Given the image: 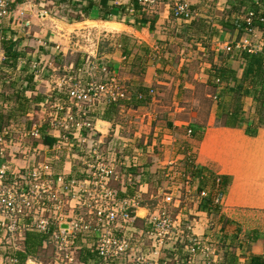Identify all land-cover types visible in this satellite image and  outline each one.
Here are the masks:
<instances>
[{
	"label": "rangeland",
	"instance_id": "374dc122",
	"mask_svg": "<svg viewBox=\"0 0 264 264\" xmlns=\"http://www.w3.org/2000/svg\"><path fill=\"white\" fill-rule=\"evenodd\" d=\"M217 2L220 6L216 5ZM118 3H120L119 5L128 6L126 0L111 2V5L117 6ZM191 3H193V1L189 0L190 5ZM47 6L48 8L52 9L53 12H55V15L58 14L61 16L67 10V7H64V4L60 7L55 5L54 3L48 4ZM193 6L197 7L196 10L198 11V15L207 20V24L211 23L214 27H216L219 21L224 20V17L229 14V10L231 9L229 8L226 0H221L220 2L218 0H199V2L196 1V4ZM81 7L82 6H80V8ZM121 11L123 12V10ZM161 11L162 10H160L159 7L152 10V12L155 13H161ZM127 12L131 13V9H129V11ZM67 13L72 17L82 16L80 12L69 11ZM82 17H84V15ZM121 17L122 20L128 23V25H133V20L129 19L127 15H121ZM117 18L119 19V16ZM56 20L43 21L38 19H31L29 20L31 24L28 29L32 35L27 33L23 36L25 39H28L27 47L25 48V50L27 51L33 52L34 48L36 46H39V40L42 41V43L45 42V44L47 45L46 57H43L44 55L42 54L43 56H41V59L44 58V62L48 65L43 70V72L42 69L45 67V63L41 65V67H43L40 68L38 76L43 75L42 77L44 80L48 79L50 81L54 80L57 77H63L65 74H72V77L74 76V78L79 79L83 82L89 80V78L94 79L96 82H102L105 78L102 74L98 72L96 73V70L93 71L95 74L93 73L92 76H87L90 71L86 66L88 65V63H90L89 61H94L97 64L99 63L105 66V64H107V61H109L110 59L108 56L112 57V61H114V59L116 61L118 60V58L120 59V56H115V53H119L120 51V49L117 47V35L111 32L101 33V31H98L97 29L92 27V25H76V21L66 22L65 20L62 21L59 18L58 21ZM16 23L21 24L22 21ZM204 24L208 26L206 23ZM67 25L71 26L68 27ZM156 26L159 27V29H156V31L154 32V34L157 36L156 41H159L162 46L161 44H158L157 46L154 41H151V37L148 39V37L142 35V31L146 30H143L141 27L135 25L133 26V30L140 33L139 38L128 37V40L125 42L127 48L134 51L135 49H138L137 51H140V54H143V51L141 49L147 47L146 45H144L145 41L143 39L147 41L149 40V44L153 45V47L150 49L152 50V52L150 51V54L148 56L149 62L146 61L143 63V69L140 71V73L133 74L130 71L129 65L131 64V62H135L133 57L135 53L134 51H131L133 52L132 55L122 60L123 67H121L117 72H114V76L118 81L122 82V85L125 88L126 95L129 97L128 100L131 96H134V93L142 92L140 88L138 89L137 85L133 84L141 82L147 77V75L148 77L151 76L155 79L159 78L157 80L162 83L161 85H156V83L155 85L153 84L148 89L147 93H143L144 96L142 99L147 97L149 91H152L150 98L146 101H143V103L141 105H138V107L133 108L129 105H124L125 107L120 108L122 112L120 111L119 115L117 114L116 122L124 124L123 128L120 130V132L115 134L113 130L109 135L105 134V136L100 139L101 143L99 151L100 154H102L103 158L106 160H112V158L118 159L121 155H128L131 158L136 157L138 159L139 156H135L132 153L131 149L128 148V152L130 153L124 152V150H127L125 145L132 146V148L145 147L144 142L146 139L150 141L149 137L151 135L149 134H152L150 132H153V128L164 127V125L167 123L171 124L174 122V124H184L182 125L183 127H181L183 129L181 130V132L189 136L188 139L193 141V146H196V143L199 142L201 136H198L197 139L193 137L191 138L192 135H189L187 132L188 129L192 130L191 126L205 128L207 125H222V119L217 117L216 113L218 103L222 101L223 98L219 96L223 87V83H219V85H217L218 87H215L214 82H219V80L217 77H211V74H214V72H216L213 69V65L219 67L223 65L224 62L226 67L237 73L238 76L240 75L241 61L235 58L236 52L231 51L227 53V51L223 50L222 47L227 44L231 45L232 41L239 42L240 38L243 39L245 37L244 32L238 33L234 29L223 30L220 28L218 32H213V34L211 35L201 33L198 35H194L193 29H189L188 26L184 25L182 21L178 22L170 17L168 20H163L161 18V20L156 22ZM93 30L97 31L95 32ZM21 32L22 34L25 33L24 31ZM33 34L37 35L36 38L33 36ZM260 35L261 33L256 31L255 37L248 36L247 41H252L253 43L256 42L258 44L261 41ZM56 45L59 46V50L54 49ZM51 48H53L54 50ZM160 48H162L163 50H160ZM79 62L81 63V65L83 64L81 73H69V67L71 65H76ZM52 67L55 68L54 71L50 69ZM47 70L49 71L48 73L46 72ZM145 71L147 72V75ZM155 73H157V75H154ZM11 78L14 79V75ZM43 86L44 83H41V86L38 90H44L45 92L46 88ZM48 89L51 90V87L48 86ZM46 93L50 94V91H46ZM226 97L228 96L226 95ZM32 107L33 109H35L34 106ZM250 109L252 110L253 108L247 106V113L250 112ZM35 110L37 114H35L33 118L34 122H38L43 118V116H48V114L50 113V108L48 107L42 109L41 112H39V109ZM146 114H149L150 117H148L149 115ZM154 115H156V118H154ZM29 120V118L23 117L16 121V124L20 125V128L13 129V145L10 144L9 148L5 149V155L7 158L6 160L10 162L8 166H13V169H16L17 172H24L27 166H31V164H34L33 161H37L39 158L42 159V164H46L53 176L54 170L52 171V169H54V165L52 164L57 165V160L58 158H60L61 161L67 160L68 163H70V169H72V171L74 172L76 170V167L78 168V166L80 165V163L79 165H76L74 161V159L77 160L76 158L79 157L75 152L79 150V148H71V146L70 148L63 147V149L57 150V152L54 151L55 153L53 151H50L49 154H46V157L44 155V151H38L37 154L32 153V151L29 152L26 149H21L22 143L25 145H31L33 142H35V139L33 140V138L23 139L22 137L24 132L21 130L22 128H24V126H26V123L30 122ZM9 128L11 129V126ZM109 130H111V127L109 128ZM136 133L140 134V137L134 136ZM14 136L15 138H17V142L16 140H14ZM118 137L121 138L119 141L117 140ZM133 137H135L134 141H132ZM1 138L2 140H5V138ZM115 142H122V144L120 146H118L117 144V146L114 147L113 144H116ZM51 152H53L54 154ZM172 153H174V151ZM162 154H164V158L168 156V152H163L160 147L157 148L155 146L152 152L150 151L145 153V159L143 157L141 158H143L144 162L147 161L150 165H152L151 161L154 160L152 157L158 160L163 157H161ZM184 154L187 153L184 152ZM51 156L52 158H50ZM186 156L189 155H185V159ZM115 165L118 166L119 164L116 163ZM178 167L181 170H179ZM120 168L121 167L117 168L118 172L116 169V175L118 177L117 180H113V182L111 183L114 191H116L117 187L121 188L122 192L131 190L135 192V194H137L134 196L138 197L139 199L143 198V200L144 198L149 199L151 196H156V192L158 191L155 184L156 182H148V187H145L142 190L141 188H139V181L141 180L140 175L137 174L138 178L137 175H135V178L132 175H125L128 173H124V171ZM123 168L125 169L127 167ZM185 168L186 167H184L183 163H179L177 167L176 165L171 166L169 164H160L159 167L154 169L155 172H153V174L157 177L161 176L160 180L162 179V181H160L161 187L159 189H162L163 193L172 194L176 198V204L177 202L178 204H180H177V207L172 206V204H165V210L168 211L171 216L178 217L181 221L185 218V220L188 221L187 226L190 227L191 223H189V220H191L193 217H191V215H188V212L186 211V213L181 208L183 207L184 209L189 210V208H192V206L195 204L194 202L196 200H193L192 203L190 202L189 196L192 189L193 179L187 175V172L184 171L186 170ZM77 177L78 178H75L76 181H82L80 178V173L77 174ZM63 178L66 182L70 180V177L66 179L64 175ZM9 182L10 181L7 180V182L5 183L9 184ZM158 202L159 205H164L162 200H159ZM158 202L156 201L155 203L157 204ZM75 209L78 213V216L76 215V218L81 215L85 220V211L80 212L78 208L68 207L65 213L66 217L63 219V222L69 223L72 220L68 218L67 215L70 214V210ZM258 222V225L249 223H235L238 229L234 224L232 226L234 229H229L228 231H232L233 233L236 232L238 233V235H236L235 237L232 235L233 233L227 231V234L229 235L228 240L231 242L232 246L241 244L247 247V243L250 242L251 245L249 248H251V246H254L255 244H259L258 246L264 248V219H259ZM52 225L54 228L56 227V231L57 222H53ZM209 229L205 231H212V227H210ZM187 230L188 232H192V228ZM211 233L212 235H216L218 239L216 237L213 238L211 235L209 236V243L206 242L204 244L201 241V247L203 246L210 250L211 256L209 260L217 257L220 258L218 260H221L220 264H223V255L227 254L228 249H226L225 247H221L219 243L220 241L218 242L219 238L222 236L219 232V226L215 228V232ZM146 237L148 238V236ZM215 238L216 240L213 241ZM78 240H85V238L79 236ZM50 243L51 241H49V245L45 248L44 251L39 252V256L36 261L40 260L41 264H55L54 261H56L57 264H75V256L78 252H80L76 243L72 249V261L61 259L59 256H57L53 244ZM8 245H10L11 247V244ZM146 245H148V249L151 248L150 243L147 244L146 242ZM1 246L2 245H0V249H4L5 246ZM185 246L187 245H182V247H179L178 245L177 247L183 249ZM237 248L238 247L235 248V251L238 250ZM239 249V252L241 254L238 255L237 262L235 264H247L248 257L250 255L247 253L245 248L242 249L241 247H239ZM4 250L6 251L7 249ZM232 251L234 250L232 249ZM197 253L198 257L203 258V256L199 254V252ZM127 255L128 257L130 256L129 258H131L132 260L136 255H143L150 259V257H148V255L146 254L135 252V249L129 251ZM124 256H121V258L123 259ZM198 257H196L193 262L203 264L204 259H199ZM55 258L56 260H54ZM117 259H119V257ZM128 262L129 261H126V264ZM226 262L227 263L225 264H231V262L228 260ZM1 264H11V261L9 259L4 260L1 262Z\"/></svg>",
	"mask_w": 264,
	"mask_h": 264
},
{
	"label": "built area",
	"instance_id": "2783aa9c",
	"mask_svg": "<svg viewBox=\"0 0 264 264\" xmlns=\"http://www.w3.org/2000/svg\"><path fill=\"white\" fill-rule=\"evenodd\" d=\"M126 1L128 3L130 0ZM136 1L138 5L150 9L163 5L168 9L171 18L178 22H190L199 17L198 11L192 8L189 0ZM54 2L55 0H0V57L2 60L4 59L2 52L5 42L11 39L16 40L18 35L24 36L27 33L32 35L28 29L31 24L29 20L55 21L57 19L58 21L59 18L67 22L66 16L55 15V12L48 8L47 5ZM80 2V0H72V3L79 4ZM254 3L261 7L260 0H254ZM131 12H133L132 9ZM252 20L253 13H249L245 19V37L234 44L224 45L222 49L227 53L243 51L251 54L264 49L262 40L258 44L247 41L248 36L255 37L256 31L252 27ZM21 21V24L16 23ZM260 21L264 22L263 19ZM21 31L25 33L22 34ZM33 36L36 38L35 34ZM39 46L47 47L45 42L42 43L40 40ZM54 49L59 50V46L56 45ZM19 63L21 66L27 65L34 75L38 76L39 62L30 60L26 63L20 59ZM86 67L90 71L87 76H92L93 71L96 70L105 77V80L96 82L89 78L83 82L72 77V74H65L53 80L52 88H55L57 93L64 94L66 102L55 100L51 103L48 97L40 104L41 109L50 108L47 117L48 131L55 134L52 150L57 152L63 147L70 148V146L79 148L75 151L79 156L76 158L78 165L80 163L78 172L84 175V178L82 181L72 178L67 182L63 175L53 178L46 164L41 162L29 170H24L25 172L11 169L8 166L10 162L6 160L5 149L9 148L10 144L13 145V131L10 128L0 130V233L7 241L9 240L11 246L15 245L17 238L29 232L47 235L57 256L69 261L73 259L72 249L79 236L86 239L90 233H95L94 251L102 261H109L118 257L120 259L121 256L131 251L129 240L125 237L117 238L115 231L125 230L128 227L141 199L134 196L118 198L115 194L111 186L113 180L118 178L115 166L112 161L104 159L100 154L101 141L98 136L100 132L96 126L97 118H92V116L97 111H102L106 104L128 100L129 97L122 83L104 65L88 63ZM69 68V73L73 74L82 71L78 69L74 73L73 66ZM151 94L152 91H149L147 96ZM142 98L143 94H138V99ZM190 133L188 131V134ZM40 136V131L36 126L22 135L23 139H39ZM7 180L10 181L9 184L5 183ZM205 197H207V192L202 191L199 198ZM223 197L222 194H215L213 204L221 207ZM175 199L172 194L163 193L161 200L164 204L173 205L176 203ZM69 200L75 201L74 208H78L80 212L85 211V220L80 215L78 218H71L69 223L63 222L69 207ZM55 221L57 222L56 231V227L52 229ZM181 222L178 217L171 216L162 207L151 217L149 237L154 242V253L157 256L166 246L167 241L172 239L176 241L182 235ZM64 224L65 227H63ZM187 229L191 227L187 226ZM176 234L178 236L174 237ZM186 240L189 244L185 246L186 254L192 261L199 252L203 256V264L221 263V260H218L220 258L217 257L209 260L210 250L201 247V240L191 231L186 236ZM131 261L130 264H159L158 260L149 259L143 255H136Z\"/></svg>",
	"mask_w": 264,
	"mask_h": 264
},
{
	"label": "crops",
	"instance_id": "0c3cea01",
	"mask_svg": "<svg viewBox=\"0 0 264 264\" xmlns=\"http://www.w3.org/2000/svg\"><path fill=\"white\" fill-rule=\"evenodd\" d=\"M192 1L194 3V4L191 3L192 8L197 9V7L193 5L196 4V1L199 2V0H192ZM218 1L220 2V0ZM119 4L120 3H118V5ZM216 5H218V2L216 3ZM109 6H111V2L109 3ZM158 7L162 11L161 13L154 12L157 15L156 22L161 20V18L163 20H168L169 17L171 18L170 13L165 6L161 5ZM99 9L100 8H95L91 10L87 18L80 16L82 17L81 21L76 22V25H81V26L92 25V27H94L98 31H101V33L103 32L115 33L117 35L118 42L121 41L122 38L124 39V36H127L129 38L131 37L139 38L140 33L133 30L134 25H128V23L122 20V17H119L118 19L117 16L116 17H110V15L108 16V13L106 12L101 13ZM199 17L201 18V16ZM67 26L69 27L71 25H67ZM142 29L146 30V31H142V35L148 37V39L151 37V41H154V43L157 44L158 46L159 41H156L157 36L154 34V32L150 31L148 27L146 28L142 27ZM156 29H159V27L156 26ZM97 30H93V31L96 32ZM27 40L28 39L24 38L23 42L20 45L21 48L24 47L22 49L23 52L21 54L22 58L20 59H23V61L26 63L29 62L30 60H38V62L40 61L39 66L40 68H42L43 66L41 67V65L45 63L44 62L45 60L44 58L41 59V56L44 55L43 57H46L47 54L46 48L36 46L33 52L27 51L25 50V48L27 47V42H28ZM143 40L145 41L144 45H146L147 48L151 49L153 47V45L149 44L148 42L149 40L148 41L145 39ZM234 42L237 41H232V43ZM150 51L152 52V50ZM115 56L117 57L120 56L121 58L120 59L118 58L117 61L115 59L114 61H112V57L108 56L110 59L109 61H107L111 69L110 72L113 74L114 72H117L121 67H123L122 60L124 59V57L121 55V51H119V53H115ZM3 57H4V53H3ZM1 60L2 59L0 57V66L2 62ZM44 65L45 67L42 69V72L48 64L45 63ZM24 67L25 69L27 68L26 66H21V64L19 63L17 66V70L22 69ZM50 69L54 71L55 68L52 67ZM46 72L48 73L49 71L47 70ZM14 75L16 76L17 73ZM154 75H157V73H155ZM42 76H35L32 83L33 89L26 90L24 93L25 98L29 100L30 103V106L27 112L25 113L24 117L29 118L32 121L30 120V122L26 123V126H24V128H22L21 130L24 133L25 132L28 133L33 129L34 126H36L40 131L41 136L39 139H35V142H33L31 145H25L22 143L21 149H26L29 152L32 151V153H37V154L38 151H44V155L46 157V154H49L50 151L54 152V150H52L53 149L52 145L54 146L55 143V134H53L50 131L47 132V136H49L48 139L49 141L51 140L52 142L51 145H47L42 139L43 137H42L41 127L46 117L48 116L45 115L38 122H34L33 118L35 114H37V112L35 109H33L32 102H30L31 100H33V97L36 94H40L43 100L51 95L49 93H46V91L47 92L50 91V93L52 92L53 80L50 81L48 79L44 80ZM18 79L20 78L17 77L15 79V82H19ZM157 79L151 76L148 77L147 75V77L143 79L141 82L133 84V85H137L138 89L140 88L143 90V91L141 90L142 92L134 93L133 97L138 99V94L140 93L143 94L145 92L147 93L148 89L153 84L155 85V83L156 85H161L162 82L158 81ZM41 83H44L43 87L46 88L45 92L44 90L43 91L38 90L41 86ZM48 86L51 87V90L48 89ZM131 98L132 96L130 97V99ZM2 103L0 102V107ZM251 103L252 101L250 98L245 99L244 111L246 112L248 111L247 106L251 107ZM40 104L41 103H39V106ZM3 105L5 106L7 104L4 103ZM38 109L39 112H41L42 109L40 107H38ZM102 111H97V114H100ZM120 111L122 112V110H119L118 115ZM148 117H150V115ZM154 118H156V115H154ZM96 121H97L96 122L97 129L100 132V134H98L100 139L103 138L105 134L109 135L110 132L113 130H114V134L120 132V130L124 126V124H120L119 122L110 123L98 118ZM182 125L184 124H174L173 122L171 124L167 123L164 125V127L161 128L154 127L153 132H150L152 134H149L151 135L149 137L150 141L146 139L147 137L145 138L146 139L144 142L145 147L132 148V146L125 145L127 150H124V152L130 153L128 152L129 151L128 148H129L131 149L132 153L135 156H139L138 159L136 157L131 158L128 155L120 154L121 156L118 159L112 158V160H110L113 162L115 166V170L121 167L120 169H122L124 173H128L125 175H132L135 178V175L139 174L141 177V180L139 181L140 182L139 188H141L142 190L145 187H148V182L150 181L156 182L155 184L158 190L156 192V196L155 197L151 196L149 199L144 198V200L142 198L139 207L135 210L133 214L132 221L130 222V224H128V227L125 230L119 229L115 231V236L117 238L125 237L126 239L129 240L128 242L131 250L135 249V252H140V254H146L148 255V257H150V259L158 260L159 264H198L196 262L194 263L192 259L187 256L186 247H184L183 249L177 247L176 243L178 240L174 241V239H172L169 242L167 241L166 246L160 251L159 256H157L154 253V246H153L154 243L153 240L150 239L149 237V232L151 231V225L149 222L151 217L154 214H156L161 207L166 208L165 204L159 205L158 202L159 200L161 201L163 194L162 189H159L161 187L160 181H162V179L160 180L161 176L157 177L154 176L153 174V172H155L154 169L159 167L160 164L162 165L169 164L171 166L176 165L177 167L179 163H182L184 161L185 155H189L186 156V159L191 160L195 168L197 167L202 169L203 172L202 175L200 176V179L196 178L193 179L192 181L193 184L189 198L191 203L193 202V200H196L194 202L195 204L192 206V208H189V210L188 209L186 210L183 207L181 209L185 212L187 211L188 215H191V217H193L192 219L190 218L191 220H189V223H191L190 227L192 228V233L195 236H197V238L201 240L204 244L206 242L209 243V236L212 235L211 232H215V228H217L216 227L217 218L213 217V219H211V217H209L208 214L202 211V209L199 207L200 199L197 195V189L200 187V181H203L202 179L203 177L205 180L207 179L206 187H205L206 189H203V191L206 192H208L209 190L211 179H213L212 177H215L216 180L219 178H225L228 181V187L223 197V204L220 207V211H219V215L225 217L227 220L231 222L230 225L226 227V232L229 229H234L232 226L235 223L238 224L249 223L253 225H258L259 224L258 220L264 219V128L258 129L254 136H248L245 134L243 128L241 129L227 128V127H223L222 125H218V126L207 125L205 128L197 127L198 132L195 133V135H193L194 133L189 134L192 135L191 138L193 137L195 139H197L198 136H201L199 142L196 143V146H193L192 144L193 141L188 139L189 136L181 132V130H183L181 128L183 127ZM110 127L111 130H109ZM15 128H20V125L13 124L11 126L12 131ZM188 131L192 132L191 129H188ZM134 136L140 137V134L136 133ZM120 139L121 138L118 137L117 140L119 141ZM132 139H133L132 141H134L135 137H133ZM14 140H16L17 142V138H15V136H14ZM115 143L116 144H113L114 147L117 146V144L118 146L122 144V142L120 143L115 142ZM155 146L157 148L160 147L163 152L166 153L168 152V156L164 158V154H162L161 157L162 156L163 157L158 160L152 157L154 160L151 161L152 165H150L147 161H146L147 163L144 162L143 158L145 159V153L150 151L152 152ZM173 151L174 153H172ZM184 152H186L187 154H184ZM50 158H52V156ZM41 160L42 159L38 158L37 161L36 160L33 161L34 164H31V166L30 165L27 166L25 168V171L33 168L39 162H42ZM74 161L76 165H78L77 160L74 159ZM57 162H58L57 165L52 164L54 165V167L52 166L54 168L52 169V171L54 170L53 178H56L57 175H64L66 179L69 177L70 179L78 178L77 174H79V172L77 167L76 170L73 172L72 169H70V163H68L67 160L61 161L60 158H58ZM116 163L119 165L116 166L115 165ZM123 167H127V168L124 169ZM11 169H13V166L11 167ZM116 191H118L117 192L118 198L137 195L135 194V192L131 190L122 192V189L119 187H117ZM156 201L158 202L157 204L155 203ZM177 204L175 203L172 206L177 207L178 205H180ZM68 206L70 208H74L75 201L69 200ZM69 213L70 214H68L67 216L70 219L72 217L78 216L76 209L70 210ZM184 221H186L185 218L182 220L181 223H184ZM211 222L214 225L213 230L205 231L210 228ZM64 226L65 225H63V227ZM236 228L238 229L237 225ZM52 229H54L53 225H52ZM228 232L233 233L232 231H228ZM25 235L17 238L15 245L10 247V245H8L10 243H8L7 239L0 233V245H2L1 247L5 246L4 249H7L6 251L3 248L0 249V264L2 261L8 259L11 261V264H41L40 260L38 261L36 260L38 259L39 252L44 251L45 248L49 245L48 244L49 242L41 239L39 243H37L40 246L35 251V249L32 246L33 245L32 242L26 244ZM38 235L40 237L42 236L41 234ZM146 236H148V238ZM177 236L178 234H176L174 237ZM146 242L147 244L150 243V247H151L150 249H148V245H146ZM95 243H96L95 233H90L88 236H86L85 240H78L76 242L78 246V250H80V252H78L75 256V264H126V261H129L127 264L131 263L130 260L132 259L129 258L130 256L128 257L127 254L126 256H124L123 259L120 258L115 260L102 261L100 258H98V256L94 251ZM258 245L259 244L257 245L255 244L254 246H251V248L247 251V253L250 256H264V248ZM239 250L240 249L235 251L236 256L241 254ZM198 258L200 259L201 257ZM54 260H56V258ZM54 263L57 264L56 261H54Z\"/></svg>",
	"mask_w": 264,
	"mask_h": 264
},
{
	"label": "trees",
	"instance_id": "16d2710c",
	"mask_svg": "<svg viewBox=\"0 0 264 264\" xmlns=\"http://www.w3.org/2000/svg\"><path fill=\"white\" fill-rule=\"evenodd\" d=\"M79 4L72 3V0H55V4L60 6H66L67 10L63 15L67 16V21H81V17H72L68 15L67 12H80V14L84 18H87L91 12V10L95 8H100L99 11L101 13L106 12L110 17H121V15H127L131 20H133V25L139 27H148L150 31H156V18L157 15L152 12V10L156 8H146L142 7L141 5L137 4L136 0H130L128 2V6H109L110 2H116L118 0H80ZM228 3L229 14L224 17V20H221L217 23L216 27L212 26V24H207V20L203 17H198L193 19L190 22H183L184 25L188 26L189 29H193V34H208L211 35L213 32H217L220 28L221 29H234L238 33H243L245 29V19L247 18L249 13H253V23L252 27L259 33H261L260 38L263 42L264 48V22H261L260 19L264 20V0L261 1V7L254 3V0H226ZM80 6H82L80 8ZM129 9H132L133 12H127ZM123 10V12L121 11ZM125 13V14H124ZM202 20V21H201ZM204 21V22H203ZM186 23V24H185ZM206 23L208 26H206ZM24 37L22 35H18L16 40H9L3 44V53L4 59L1 62L0 66V102L2 103L0 107V130L9 128L13 124H16L20 118H23L25 113L27 112L30 103L24 96L26 90L33 89V79L35 77L34 72L27 68L17 70V66L19 64L20 58H22V52L24 47H20L21 43L23 42ZM128 40L127 36H124L121 41L118 43V48L121 51V55L124 58H128L132 55L134 50L127 48L126 41ZM159 44H161L159 42ZM162 46V44H161ZM163 48V47H162ZM160 48V50L162 49ZM138 50V49H137ZM134 51V60L135 62H131L129 65L130 71L133 74H139L140 71L143 69V63L148 61V56L150 54L149 48H142L143 54H140V51ZM163 50V49H162ZM235 58L241 61V73L238 76L237 73L230 70L228 67L225 66L224 62L221 66L213 65V69L216 71L214 74H211V77H217L219 82H214L215 87H218L219 83H223V87L220 93V97L222 101L218 103L217 106V117L222 119V126L227 128H243L245 134L248 136H254L258 129L264 128V49L257 53H247L243 51L236 52ZM38 62V60H36ZM90 63H95L93 61H89ZM84 63V62H83ZM99 64V63H98ZM101 65V64H99ZM73 66V72L76 73L78 69H82L83 64L79 62ZM81 66V67H80ZM105 67L111 71L109 64H105ZM40 68V66H39ZM6 69V70H5ZM6 71V72H5ZM25 71V72H24ZM17 75L15 76L14 74ZM97 73V72H96ZM14 75V79L11 77ZM19 82H15L16 78ZM11 78V79H10ZM59 78V77H58ZM26 82V83H25ZM142 90V89H140ZM145 90V89H144ZM143 91V90H142ZM51 95L48 96L50 98V102L59 101V102H66V96L61 93H57L56 89L53 88ZM226 95L228 97H226ZM150 98L147 96L144 99H137L132 96V98L127 100H120L114 103H108L104 106L103 111L100 114L94 113L92 118H98L103 121H107L110 123H114L117 121V114L120 108L129 105L133 108L138 107L141 105L143 101H146ZM250 98L251 108L250 112L244 111L245 99ZM47 99V98H46ZM46 99L43 100L40 94H36L33 97L32 105L35 109H38L39 103L44 102ZM7 105H3V104ZM125 105V106H124ZM31 120V119H30ZM29 120V121H30ZM32 121V120H31ZM42 131V139L47 145H51V140L49 141L47 136L48 132V119L46 118L43 122L41 127ZM192 132H198L196 126H192ZM53 148V145H52ZM184 170L187 172V175L190 176L192 179H200L202 175L201 168H195L192 164V161L189 159H185L183 162ZM179 170H181L178 167ZM81 180L84 178V175H80ZM210 182V187L207 192V197L199 198L200 203L199 207L202 211L206 212L211 219L217 218L216 220V227L219 226V232L222 235L218 242L220 243L221 247H225L228 249L227 254L223 255L222 263H227L226 261H230L231 264H235L237 262L238 256L235 255V248L241 247L242 249L245 248L248 251L250 248V242L247 243V247L241 244H237V246H232L231 242L228 240V234L226 232V227L230 225V221L227 220L225 217L219 215L220 206L213 204V197L215 194H225V191L228 187V181L225 178H219L216 180L215 177H212ZM203 181H200V187L197 189V195L200 196V193L203 189H206V180L204 177L202 178ZM118 191H115L117 195ZM121 198V197H119ZM215 224V223H214ZM188 221H184L181 225V229L183 230L182 235L178 237V241L176 245L182 247V245H189L186 236H188L189 232L187 230ZM210 227L212 230L214 225L212 222L210 223ZM40 237L38 234H34V232L26 233L25 241L26 244L32 242V246L35 251L40 246L39 241L46 240L47 242L50 241L47 235H43ZM233 236L236 237L238 233H233ZM232 236V237H233ZM212 237H216V235H212ZM216 238L213 240L215 241ZM218 239V238H217ZM256 239V238H254ZM36 242V243H35ZM241 243V242H240ZM181 244V245H180ZM246 245V243H245ZM244 246V247H243ZM232 249L234 251H232ZM34 251V252H35ZM33 252V253H34ZM247 264H264V256H250L248 258Z\"/></svg>",
	"mask_w": 264,
	"mask_h": 264
}]
</instances>
